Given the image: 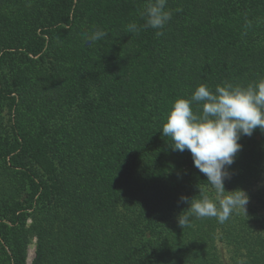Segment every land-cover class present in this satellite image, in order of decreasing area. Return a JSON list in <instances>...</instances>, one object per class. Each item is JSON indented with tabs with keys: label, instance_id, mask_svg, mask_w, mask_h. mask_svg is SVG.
I'll use <instances>...</instances> for the list:
<instances>
[{
	"label": "trees",
	"instance_id": "trees-1",
	"mask_svg": "<svg viewBox=\"0 0 264 264\" xmlns=\"http://www.w3.org/2000/svg\"><path fill=\"white\" fill-rule=\"evenodd\" d=\"M231 1L167 0L171 19L155 30L143 27L146 20L142 15L153 0L0 3V38L8 40L7 30L9 35L11 30L18 31V39H9L8 46H3V59L23 51L28 60L33 56L43 61L45 49L50 48L66 65L58 71L64 74L55 78L44 76L34 64L18 72L26 80L28 91L23 99L28 97L29 105L26 117L18 118L13 127L14 141L9 145L0 142V185L12 186L2 188L0 194V264L10 260L26 264L27 232L23 228L26 212L35 208L43 212L62 208L83 216L91 212L87 206H100L107 215L101 224L106 232L119 216H111L119 204H131L137 208L132 212L139 216L137 221L149 219V226L159 230L163 211L164 222L178 225L174 218L188 207L178 203L181 196L199 199L208 195L204 186H212L194 167L191 153L173 151L170 138H158L163 137L162 127L173 103L190 99L198 86L215 91L217 86L247 87L264 79V50L252 43L255 32L263 28L264 11L253 8L243 15L233 14ZM16 3L20 6L14 9ZM84 19L88 22L85 28ZM130 23L138 26L136 33L127 31ZM97 31L107 35L94 43L86 42L85 34ZM157 31L163 34L157 36ZM45 38H51L48 47ZM93 88L97 96L92 98ZM2 94L0 90V97ZM192 107L196 111L200 106ZM75 110L76 117L69 122ZM255 131L264 137V131ZM90 143L94 153L86 159L85 149ZM239 143L246 151L240 150L228 167L225 181L229 185L233 180L246 185L264 173V139L259 144L243 136ZM149 156L156 162L146 166L143 181L138 174L140 160ZM170 159L178 160L171 163ZM30 167H36L37 174ZM66 167L69 183L61 177H65ZM20 172L26 176L28 189L18 195L24 179L13 175ZM87 172H93V180L86 179ZM89 181L93 183L92 195L82 193ZM61 187L72 189L64 191ZM142 187L149 188L145 200L138 198ZM143 202L149 207L148 213L139 212ZM154 212L157 218L151 217ZM136 219H127L128 225ZM49 220L44 222L49 225ZM177 228H173L176 238L180 233L181 239L186 236L180 248L203 247V236L192 237L195 230L187 233L185 227L177 232ZM39 237L46 247L48 235L41 231ZM170 242L168 249H174L172 238ZM44 253L35 264H41ZM186 253L189 258L197 257L192 247ZM70 254L73 264H80L79 249L70 248Z\"/></svg>",
	"mask_w": 264,
	"mask_h": 264
},
{
	"label": "rangeland",
	"instance_id": "rangeland-1",
	"mask_svg": "<svg viewBox=\"0 0 264 264\" xmlns=\"http://www.w3.org/2000/svg\"><path fill=\"white\" fill-rule=\"evenodd\" d=\"M10 1L0 0V3L6 5ZM229 4L231 5L229 9L233 14L243 15V13L253 10V8L264 11V0H232ZM19 6L20 4L17 5L16 3L14 9ZM19 15V21H21V14ZM82 22L83 28L88 27V22L85 19ZM260 24L263 25V28L259 30V33L255 32L252 43L259 45L260 49L264 50V21ZM8 31L6 33L8 40L15 41V39H18L16 29L11 30L10 35ZM8 40H6V37L4 39L0 38V90L3 93L0 97V142L5 141L7 145L14 141L13 127L17 126V119L25 118V115L28 114L29 98L23 99V93L28 91V87L26 80L18 74L19 70L22 72L21 69L34 64L44 76L55 78L58 74H64L58 71L66 69L65 63L56 59L55 55L58 53L53 50L49 51L50 48H47V51L45 49L43 61H38V57L33 56H30V59H32L30 61L27 59L26 52L23 51H16L13 56H6L3 59L5 52L3 48L8 46ZM44 44L47 47L49 44L51 45V38H45ZM67 76L68 74H66ZM92 91L93 95L91 97H96L97 91H95V88ZM155 97H159V95L155 94ZM103 111L106 112V109H103ZM71 115L69 122L76 117V110ZM16 134H18V131H16ZM246 137L254 139L259 144L264 139L263 134L256 131L251 136ZM158 139L167 140L164 136ZM247 140L245 139V141ZM93 147V144L90 143L85 149L86 159L94 153ZM241 150L246 151L244 147ZM136 158L138 159V156ZM177 160L170 159L169 161L177 163ZM140 161L141 167L138 169V174L144 181L147 171L146 166H149L152 161L156 162V160L149 156ZM30 170L32 173L37 174L36 167H30ZM227 171L229 173V170ZM20 173V175H13L16 178L24 179L17 192L18 195L24 194L28 189L26 176L22 172ZM92 173L87 172L86 179L93 180ZM68 174L69 169L66 167L65 177L61 176L62 181L70 182ZM3 186L1 183V195H3ZM11 187L9 185L4 189ZM60 189L71 191L72 188L61 187ZM141 189L144 191H137L139 193L138 198L145 200L143 197H146L145 195L149 193V188L142 187ZM204 189L209 198L214 196L212 187L204 186ZM225 189L229 192L243 190L247 193L249 203L246 206V212L243 209L236 210L223 223L218 222L215 217H191L190 226H188V229L186 227L187 233L195 230L192 233L193 238L203 236L205 242L202 248L196 246L185 249L180 248L179 246L182 245V241L186 239V236L183 235L182 239L181 233L177 238L174 236L173 228L179 226L175 225L174 222H164L166 218L164 211L160 214V219L163 221L161 223L162 228L155 230L149 226V219L142 217L140 222L137 221L136 218L139 216H133L132 214L133 210L137 211V208L131 204L128 207L119 204L116 212L111 215L119 216L106 232L101 224L107 218V215L104 214V211H101L100 206L92 204L87 206L88 211L91 212L83 216L76 215V211L70 213L56 207L48 209L46 212L39 210V208L27 211L26 226L23 228L24 232H27L25 236L27 242L26 264H35L40 253L45 254V251L47 254L42 258L41 264H73L71 254L69 255L72 247H76L80 251V264H264V173L260 179H253L250 183L242 186L237 183V180H233L232 185L225 181ZM85 192H90L92 195V181H89L87 186L82 188V193ZM132 198L134 202V196ZM147 199L149 200V195ZM145 205L146 203L143 202L139 212L140 210L149 212V207ZM8 217H11V214H8ZM130 217L136 219L131 226L127 222ZM151 217L157 218L156 212ZM177 217L178 215L174 218L176 222ZM45 218L50 219L49 225L44 222ZM79 219L83 220V223H80ZM6 223L11 226L8 221ZM129 223L131 224V222ZM179 228H177V232L181 231ZM41 231L48 235L49 242L46 243V247L43 246L39 237ZM161 231L163 232L161 233ZM171 238L174 241V249H168V246H171ZM5 247L10 255L9 248ZM191 247L197 255L196 259L187 257L186 249L188 250ZM9 264H14V262L10 260Z\"/></svg>",
	"mask_w": 264,
	"mask_h": 264
},
{
	"label": "clouds",
	"instance_id": "clouds-1",
	"mask_svg": "<svg viewBox=\"0 0 264 264\" xmlns=\"http://www.w3.org/2000/svg\"><path fill=\"white\" fill-rule=\"evenodd\" d=\"M167 0H153L144 12V28L162 29L171 19L166 10ZM135 23L127 25L129 33H136ZM163 33L157 31L156 35ZM97 31L85 34L89 44L105 37ZM200 107L194 111L192 105ZM259 128L264 131V79L247 87L217 86L215 91L200 85L190 99H177L167 115L162 134L172 141L173 151H189L194 167L207 177L214 189V196L197 199L181 196L178 203L187 209L177 217V224L184 229L190 226V218L215 217L223 223L239 209L246 212L249 198L243 190L226 191L225 180L229 178L228 167L234 163L241 150L242 136H251Z\"/></svg>",
	"mask_w": 264,
	"mask_h": 264
}]
</instances>
